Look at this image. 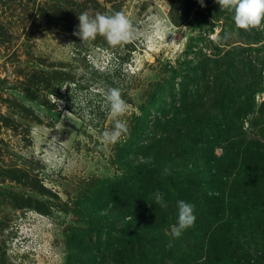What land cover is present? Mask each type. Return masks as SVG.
Masks as SVG:
<instances>
[{"label":"rangeland","instance_id":"374dc122","mask_svg":"<svg viewBox=\"0 0 264 264\" xmlns=\"http://www.w3.org/2000/svg\"><path fill=\"white\" fill-rule=\"evenodd\" d=\"M203 4L0 0V264H264V24ZM86 10L140 35L81 42Z\"/></svg>","mask_w":264,"mask_h":264},{"label":"clouds","instance_id":"9594fccd","mask_svg":"<svg viewBox=\"0 0 264 264\" xmlns=\"http://www.w3.org/2000/svg\"><path fill=\"white\" fill-rule=\"evenodd\" d=\"M203 7V0H200ZM221 10L233 12L234 24L238 29L250 30L260 28L264 24V0H216ZM79 24L73 35L80 38L81 42L94 41L97 36H102L112 47L122 46L136 40L140 33L133 22L123 12L104 14L96 12L90 14L83 11L78 15ZM105 107L114 120L111 131L102 135L104 142L115 143L122 133L127 131L126 124L119 119L128 110V105L122 98L119 88H109L104 92ZM155 202L167 207L163 196L157 193ZM177 223L171 227L173 237H179L182 232L193 226L196 216L194 205L183 200L177 201ZM131 220V217L128 218Z\"/></svg>","mask_w":264,"mask_h":264},{"label":"trees","instance_id":"16d2710c","mask_svg":"<svg viewBox=\"0 0 264 264\" xmlns=\"http://www.w3.org/2000/svg\"><path fill=\"white\" fill-rule=\"evenodd\" d=\"M68 78H70L71 77V75H70V73H68ZM71 79V78H70ZM67 82H69V83H74L75 84V86H77V84L75 83V81H72V80H69V81H67ZM68 83V84H69ZM81 87V86H80ZM58 95L59 96H62L63 97V95L62 94H60V92L58 93ZM64 97H65V95H64ZM141 166H143L142 164H140ZM134 168V170H136L135 172L136 173H141L142 171H140L139 169H140V167L139 168H136V167H133ZM216 185H219V183H216ZM214 199H217L216 197H212V201L214 200ZM239 214V213H238ZM228 218V217H227ZM226 221H227V219H226ZM233 227V224H230L229 225V228L231 229ZM237 228H232V230L231 231H233V230H236Z\"/></svg>","mask_w":264,"mask_h":264}]
</instances>
